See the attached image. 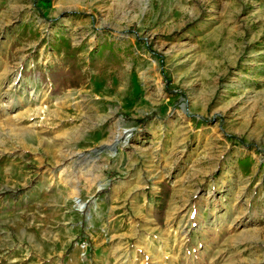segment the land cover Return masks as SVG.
<instances>
[{"label": "rangeland", "instance_id": "1", "mask_svg": "<svg viewBox=\"0 0 264 264\" xmlns=\"http://www.w3.org/2000/svg\"><path fill=\"white\" fill-rule=\"evenodd\" d=\"M0 264H264V0H0Z\"/></svg>", "mask_w": 264, "mask_h": 264}, {"label": "trees", "instance_id": "2", "mask_svg": "<svg viewBox=\"0 0 264 264\" xmlns=\"http://www.w3.org/2000/svg\"><path fill=\"white\" fill-rule=\"evenodd\" d=\"M52 50L55 52L57 60L49 69L48 76L50 92L52 95L57 96L66 90L81 88L86 85L90 76V70L98 68V58H104L107 50L113 51V44L102 45L99 49L90 52L89 61L82 56L85 47L73 46L71 40L66 36H61L52 45ZM117 62L119 63V60ZM251 165L252 161L249 158L238 161V169L243 175L250 173ZM169 196L170 186L162 183L155 206V215L161 224L164 221Z\"/></svg>", "mask_w": 264, "mask_h": 264}, {"label": "crops", "instance_id": "3", "mask_svg": "<svg viewBox=\"0 0 264 264\" xmlns=\"http://www.w3.org/2000/svg\"><path fill=\"white\" fill-rule=\"evenodd\" d=\"M26 30L27 29L25 28V26H23L21 28L19 27L18 29L13 30V33L11 35L12 41L15 40L14 39L15 37L16 38L19 37L21 33L23 34L24 32H26ZM28 30H31V28L29 27ZM28 36H30V33H28ZM29 57L30 56H28V58ZM27 61L30 63L31 60L30 59H27V60L21 59V61L19 63L21 70H22L21 76L22 77L26 76L27 79L29 78L31 81L34 80L36 83L43 84V77H44L45 71H48L49 68H51L53 66L52 63L48 59H45V60L42 59L41 61H39V60L35 61L33 59L32 61L34 64L33 65L29 64V66L27 68L26 67Z\"/></svg>", "mask_w": 264, "mask_h": 264}]
</instances>
